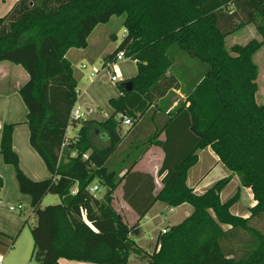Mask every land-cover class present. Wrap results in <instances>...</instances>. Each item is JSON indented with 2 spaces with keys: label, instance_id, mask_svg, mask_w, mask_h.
<instances>
[{
  "label": "trees",
  "instance_id": "1",
  "mask_svg": "<svg viewBox=\"0 0 264 264\" xmlns=\"http://www.w3.org/2000/svg\"><path fill=\"white\" fill-rule=\"evenodd\" d=\"M116 17L128 36L114 56L123 51L136 62L132 90L120 85V97L110 101L114 114L105 122H71L79 80L66 55L87 49L93 31ZM236 18L242 20L238 28L254 26L261 41L227 49L230 33L223 28ZM262 47L264 0H18L0 18V64L21 66L29 76L19 89L29 141L52 175L47 182L28 181L11 148L12 127L4 128L1 154L33 199L31 259L129 264L135 255L142 264H264V234L252 226L264 224V105L256 102L254 62ZM124 117L132 125L123 136ZM70 125H80L73 139L67 137ZM98 131L107 137L106 147L93 143ZM151 147L165 155L157 195L152 176L133 172ZM207 148L239 177L241 188L251 190L256 204L248 218L231 212L239 192L221 201L231 176L203 194L187 185L198 152ZM94 182L106 189L101 199L89 190ZM121 185L139 219L157 202L188 204L193 213L161 233L148 254L132 238L136 226L113 207ZM2 187L0 177V192ZM49 194L61 203L42 208Z\"/></svg>",
  "mask_w": 264,
  "mask_h": 264
},
{
  "label": "crops",
  "instance_id": "2",
  "mask_svg": "<svg viewBox=\"0 0 264 264\" xmlns=\"http://www.w3.org/2000/svg\"><path fill=\"white\" fill-rule=\"evenodd\" d=\"M18 0H0V18L4 17L7 15L10 10L13 8V6L17 3ZM99 27V26H98ZM98 27L93 31V33L90 35L88 39V47L87 49H84L82 52H77L74 51V49L70 50L66 57L68 58L69 55H80V57L86 58L89 62L95 64V62L99 61L101 65V69H108L110 68H105V64L109 63L111 59H109L111 56H114V54L117 52L116 47H113L112 41L116 42L117 40V35L112 34L111 37L107 36L105 34L103 36V41L100 40L99 36L96 33ZM95 35V36H94ZM128 60H131L127 58ZM69 60V59H68ZM70 61V60H69ZM125 61V60H124ZM119 62L117 65H120V67L115 71L111 72L117 73L119 72L124 79L130 78L128 81H130L133 77L137 75V66L136 69L133 68V66L129 63V71L128 73L126 72V68H124L125 62ZM133 61V60H132ZM136 65V62L133 61ZM116 65V66H117ZM84 64L81 66L83 67ZM113 67V66H112ZM136 70V71H134ZM135 74V75H134ZM99 75V71H97V75L94 77H91L89 80V87L87 86L85 91L81 93L79 90V95L80 98L78 97V106L77 109L82 110L83 114L82 116H86L88 119L85 121H91V122H97V123H102L105 122L107 119H109L113 114H114V109L111 107L109 109L107 105L105 104V101L109 100L108 103L110 105V101L112 99H117L120 97V94L116 92L114 87L110 86V91L109 93L104 97L103 100H91L89 97V93L91 94L93 89L92 87L96 84L93 81L97 80V77ZM132 76V77H131ZM99 78V77H98ZM80 79V76H79ZM78 79V80H79ZM29 80V76L27 72L21 67L14 65L9 62H3L0 64V177L3 180V187L0 192V264H25V255L22 256L23 259L20 260H15L13 257L15 256V253L17 252V249H15V243L13 240H15V237L17 236L21 226L23 227L24 222L22 220V217L20 214H23L21 211H25L24 203L29 204L30 207L32 208L33 212V199L32 196L28 193H24L20 187V183L18 182L17 179V171L16 168L7 163L4 160V157L1 154V141H2V134L4 131V128L11 126L12 127V137H11V148L14 154H16L18 158V169L19 171L24 175V177L32 182V183H43L50 181L52 178V175L48 168L46 167L44 161L40 157V155L33 149V147L30 145V130L27 124V108L22 100L20 94H19V89ZM111 80V78H110ZM128 81H121V79H118V82L115 83L117 84V87L125 84ZM94 84H93V83ZM112 82V81H111ZM114 83V82H113ZM121 83V84H119ZM79 84V83H78ZM93 84V86H91ZM91 87V88H90ZM95 91L97 89L96 86H94ZM89 90V91H88ZM119 91L121 93L120 87ZM177 95H180L179 92H177ZM181 96V95H180ZM94 104H96L101 111L102 114H108L106 118H100L99 115L97 114V111L94 107ZM177 105L176 102L173 103L172 108H174ZM79 110V111H80ZM106 110V113H105ZM109 112V113H107ZM82 113V112H81ZM103 115V116H104ZM126 126L122 125V134L123 136L126 134L127 129L125 128ZM77 133V132H76ZM75 133V134H76ZM102 136L103 139L105 138L108 144L107 137L105 134L101 132H96L95 135H93V140L94 141V136L96 137ZM69 138V137H68ZM161 140L164 139V136L162 135L160 137ZM94 143V142H93ZM95 144V143H94ZM153 149H155V156L156 158H153L154 152H151ZM212 153L215 155V153L212 151ZM216 156V155H215ZM164 152L159 148V147H151L140 159V161L136 164V166L133 169V172H138L142 174H148L154 178L155 182V191L154 194L157 195L163 188L162 183H161V178L158 177V171L161 168L163 161H164ZM217 157V156H216ZM152 160L150 163L147 165H150V168L147 170L141 169L143 166V162L145 163L146 160ZM218 162L219 158L217 157ZM149 162V161H148ZM221 163V162H220ZM154 166V168H153ZM197 166V165H196ZM196 166H194L192 169H194ZM153 168V169H152ZM192 169L189 171L188 175L192 171ZM232 179H234V175H230ZM195 180H192V183H189V179H187V185L194 189L196 194H203L207 189L210 187L206 188L203 186V180L204 178L199 179V177L195 176ZM247 189V188H243ZM250 190V189H248ZM251 191V190H250ZM120 192V199H121V204H122V210L124 212L125 216H121V218L124 220V222L131 227L132 225L141 222L143 219H139L138 215L130 208V206L124 201L123 199V190H122V185L116 190L115 195ZM100 197L102 198L105 193L106 189L101 188L98 192ZM114 195V198H115ZM253 196V195H252ZM47 197V195L43 198L42 202L44 199ZM254 201V200H253ZM41 202V205H42ZM114 202V201H113ZM254 201V205H255ZM21 205L22 209L17 211V210H10L11 207H17ZM159 205V206H158ZM252 205L251 208L254 206ZM156 206L158 209L160 207L165 208L164 211H156V215H154V218L152 219L153 221L158 220L157 216L163 217L162 220L164 221H171L176 219V217L173 219L171 218V214L175 215L177 212L179 213V209L183 208V214L179 215L178 214V220L176 223L172 224L171 226H167V230L170 229L173 226H177L181 224L185 219H187L191 214L193 213V208L188 205L184 204L182 206H179L177 208H169L166 205L162 203H155L153 207ZM152 207V208H153ZM150 209V211L152 210ZM149 211V212H150ZM30 213V215L32 214ZM148 212V213H149ZM147 213V214H148ZM29 215V216H30ZM147 216V215H146ZM146 216L144 218H146ZM240 216V215H239ZM241 217L243 218H248L249 215L243 214ZM129 219V220H128ZM131 220V221H130ZM177 220V219H176ZM23 222V224H22ZM140 226L136 229L138 230ZM224 229H227V227L224 226ZM164 229H162L163 231ZM161 231V232H162ZM160 233V231H159ZM161 234V233H160ZM157 239L158 236L154 239L155 242V248L157 245ZM136 242V241H135ZM14 244V246H13ZM17 244V240H16ZM138 245V244H137ZM141 248V247H140ZM12 254V258H10V255ZM18 254H20L18 252ZM14 255V256H13ZM59 264H94V263H86V262H77V261H69L66 259H61L59 260Z\"/></svg>",
  "mask_w": 264,
  "mask_h": 264
},
{
  "label": "rangeland",
  "instance_id": "3",
  "mask_svg": "<svg viewBox=\"0 0 264 264\" xmlns=\"http://www.w3.org/2000/svg\"><path fill=\"white\" fill-rule=\"evenodd\" d=\"M241 21L242 20L240 18H236L233 21V23L230 25V27L223 28L225 32L230 33L225 39L227 49H231L235 45L245 46L251 40H254V39L261 41V37L257 35L256 29L254 26L247 24L241 28L240 27L238 28ZM121 24H122V18H117V17L113 18L111 22L108 23L107 25H100L95 34L99 36L101 41H103V36L107 33H108L107 36H110V37L113 33L116 34L117 40L116 42L112 41V44H113V47H116V49L118 50L121 48V46L123 45L124 41L126 40L128 36L125 29L121 26ZM74 51L82 52L84 50L74 49ZM67 59H69L70 62L72 63L77 79H79V76H80L79 84H78V91L80 90L81 93H83L86 87L89 85V82L87 80L91 78L90 77L91 74L99 71V75H98L99 78L97 77V80L93 81L94 83L96 82L94 86H96L97 89L93 91L95 87L93 86L94 83L92 82L93 84H91V86H93L92 87L93 89H91L92 92L91 94L89 93L88 98H90L91 100H94V99L103 100L104 97L109 93L110 86L111 87L113 86L116 92L121 95L119 91L120 86L117 87V84L111 82L110 80L111 72H113L114 70L116 71L120 67V65L113 66L110 68V70H108V69H101V65L99 61L93 64L89 62L86 58L80 57V55L72 54V55H69ZM124 62L126 64L124 65V68H126L127 73L130 70L128 67L129 63L133 66V68L136 69V65L132 60L126 59ZM254 62L259 69L258 78L256 80V83L258 85V92L256 94V102L259 105H264V47H262L258 51V53H256V55L254 56ZM83 64L86 67V69H82L81 66ZM184 67L186 69H190L191 68L190 62H186ZM116 76L118 77L119 80L121 79V81H128L130 79V78L124 79L123 77H121L122 75L119 72L116 73ZM78 97L80 98V95H78ZM108 101L109 100L105 101V104L107 105L109 109H111L112 106L109 105ZM78 103L79 102L77 101L75 105V109H77L78 106L80 107ZM94 107L97 111V114L99 115V119L107 117L108 114H105V115L102 114L101 113L102 110L100 111L96 104H94ZM80 112H82L83 114L82 110H80ZM105 113H106V110H105ZM148 118L149 116H147V119ZM87 119L88 118L86 116L84 115L82 116V120H87ZM79 128H80V125L69 128L67 131V137L73 139L76 135L75 133L79 130ZM125 128L128 129V127H125ZM93 134L95 135L96 133L94 132ZM93 142L95 143V146L100 147V148L107 146V141L105 138L103 139L102 136L100 137H98L97 135L96 137L94 136ZM151 152H154L153 158L155 159L156 158L155 149H153ZM198 157H199V161H198L197 166L194 169H192V171L188 175L189 183H192V180H195L196 178L195 176L199 177V179L204 178L206 176L205 179L203 180V186L208 188L214 185L216 182L232 175L230 171L222 163L218 162L217 157L212 153V150L210 148L199 151ZM116 161L118 160L116 159ZM151 161L152 160L147 159L145 163L143 162V166L141 167V169L143 170L149 169L150 165H147V164L150 163ZM234 176H235L234 179H232L229 185L222 191L220 195L221 201L226 202L229 199H231L237 192H239V201L231 209V212L234 215H237V216L240 215V217L243 214L250 216L249 210L251 209V206L254 205L252 192L248 189L241 188L239 177L237 175H234ZM97 185L98 183L94 182L92 187L97 186ZM100 195L101 194H99L98 192L95 194L96 197H100ZM119 195H120V192L115 195L113 207L115 208V210L120 216L123 215L126 217V215L124 214L122 210L123 207H122L121 199ZM60 203H61V199L59 196L49 194L42 202L41 207L45 208V207H48L51 205H57ZM23 205L25 207V211H21L22 213L23 212L24 213L20 215L22 217L23 222L27 221V224L23 227L21 226L17 236L15 237V240H13L15 243V249H17V252L15 253V256L13 255L14 256L13 258L17 261L18 260L21 261V259L23 258L20 255L23 254V256L25 255V260H24L26 261L25 264H37L34 260L31 259V254L33 250V239L31 235V228L35 225L36 219L33 214L30 215V213L32 212V208L30 207V205L25 204V203ZM182 209L183 208H181V210L179 209V213L177 212L175 215L173 214L170 215L171 218L173 217L174 219L176 217L177 220L174 219L171 221H164L162 220L163 217L157 216L158 220L153 221L152 219L154 218V215H156V211L158 212V210L159 211L165 210V208L163 207H160L158 209V207L154 206L152 210L147 214L146 218H143L141 222L136 223L131 226V227L136 226L132 233V238L136 241L138 246L141 247L145 252H147L148 254L153 253L155 250V242H156L154 239L157 236H159L160 233H164L165 231H167V228H166L167 226H171L177 221H180L178 219H180L181 217L178 218L177 216L178 214L179 215L183 214ZM258 225L257 223H252L253 227L257 228L264 234V224L262 226L261 225L258 226ZM139 226L140 228L136 230ZM162 229L164 230L162 231ZM16 240H17V244H16ZM18 252L20 254H18ZM10 258H12V254L10 255ZM140 261L141 259L139 256L131 255L129 264H142Z\"/></svg>",
  "mask_w": 264,
  "mask_h": 264
},
{
  "label": "built area",
  "instance_id": "4",
  "mask_svg": "<svg viewBox=\"0 0 264 264\" xmlns=\"http://www.w3.org/2000/svg\"><path fill=\"white\" fill-rule=\"evenodd\" d=\"M126 59H127V56L125 55V52H123V51L118 52V53H117V54L111 59V61H110L107 65L105 64V68H111L112 66H116L119 62H122V61H124V60H126ZM82 69H86V67L83 66ZM95 75H97V72H96V73H92V74H91V77H94ZM111 81L114 82V83H117V82H118V77L116 76L115 73H113V74L111 73ZM80 120H82V113H81L78 109H74V110L72 111V113H71L70 121H71V122H78V121H80ZM122 125H123V126H126V127H130V126L132 125V122H131V120H130L128 117H124L123 122H122ZM71 127H72V125H70V126L68 127V129L71 128ZM89 190H90V192H91L92 194L95 195L97 192H99L100 188H99V186L97 185V186H93V187H91ZM73 193H75V191H74ZM21 209H22V206H21V205H19V206H17V207H11V208H10V210H12V211H14V210L19 211V210H21ZM165 232H166V231H165ZM165 232H164V233H165Z\"/></svg>",
  "mask_w": 264,
  "mask_h": 264
},
{
  "label": "water",
  "instance_id": "5",
  "mask_svg": "<svg viewBox=\"0 0 264 264\" xmlns=\"http://www.w3.org/2000/svg\"><path fill=\"white\" fill-rule=\"evenodd\" d=\"M124 87L126 91H131L132 90V82L128 81L124 84Z\"/></svg>",
  "mask_w": 264,
  "mask_h": 264
}]
</instances>
